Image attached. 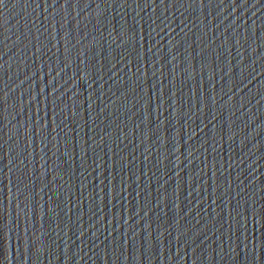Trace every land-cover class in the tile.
<instances>
[{
  "label": "water",
  "instance_id": "water-1",
  "mask_svg": "<svg viewBox=\"0 0 264 264\" xmlns=\"http://www.w3.org/2000/svg\"><path fill=\"white\" fill-rule=\"evenodd\" d=\"M264 176V0L0 3V264H237Z\"/></svg>",
  "mask_w": 264,
  "mask_h": 264
},
{
  "label": "snow or ice",
  "instance_id": "snow-or-ice-1",
  "mask_svg": "<svg viewBox=\"0 0 264 264\" xmlns=\"http://www.w3.org/2000/svg\"><path fill=\"white\" fill-rule=\"evenodd\" d=\"M3 2V0H0V3H2Z\"/></svg>",
  "mask_w": 264,
  "mask_h": 264
}]
</instances>
